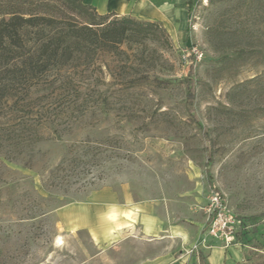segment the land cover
I'll return each instance as SVG.
<instances>
[{
    "label": "rangeland",
    "instance_id": "rangeland-1",
    "mask_svg": "<svg viewBox=\"0 0 264 264\" xmlns=\"http://www.w3.org/2000/svg\"><path fill=\"white\" fill-rule=\"evenodd\" d=\"M193 1L182 37L162 24L77 48L48 80L15 85L25 100L0 101V264H264V0ZM188 57L200 127L185 108ZM100 189L144 205L163 232L134 225L103 243L60 222ZM214 194L239 222L230 245L207 233Z\"/></svg>",
    "mask_w": 264,
    "mask_h": 264
},
{
    "label": "trees",
    "instance_id": "trees-1",
    "mask_svg": "<svg viewBox=\"0 0 264 264\" xmlns=\"http://www.w3.org/2000/svg\"><path fill=\"white\" fill-rule=\"evenodd\" d=\"M49 1L0 0V77L7 80L0 83V101L25 100L20 99L14 86L26 83L29 90L48 80L54 71L71 64L77 48H113L130 37L145 36L152 29L164 33L160 22L100 15L80 0H57L52 5ZM185 3L188 14H192L194 1ZM188 58L190 75L185 80V108L200 127L194 110L196 83L191 70L195 60ZM29 126H35L34 122ZM35 130L30 129L33 144L41 138ZM203 137L208 138L204 133ZM207 156L211 161L209 151Z\"/></svg>",
    "mask_w": 264,
    "mask_h": 264
},
{
    "label": "crops",
    "instance_id": "crops-1",
    "mask_svg": "<svg viewBox=\"0 0 264 264\" xmlns=\"http://www.w3.org/2000/svg\"><path fill=\"white\" fill-rule=\"evenodd\" d=\"M94 7L100 15L130 17L141 21L160 22L174 37H182L189 15L186 0H80ZM64 226L86 229L94 242H109L128 236L137 225L139 236L154 241L163 230L162 221L146 212V207L134 203L125 195L121 200L108 189L92 192L82 203L63 206L58 211ZM167 234H177L168 227ZM154 239V240H153ZM170 254L147 259L141 264H170Z\"/></svg>",
    "mask_w": 264,
    "mask_h": 264
},
{
    "label": "built area",
    "instance_id": "built-area-1",
    "mask_svg": "<svg viewBox=\"0 0 264 264\" xmlns=\"http://www.w3.org/2000/svg\"><path fill=\"white\" fill-rule=\"evenodd\" d=\"M206 225L208 235L219 241H224L226 245H230L234 241L240 227L239 222L229 212L218 194L212 195L209 200Z\"/></svg>",
    "mask_w": 264,
    "mask_h": 264
}]
</instances>
